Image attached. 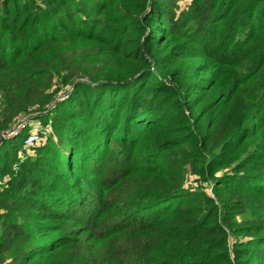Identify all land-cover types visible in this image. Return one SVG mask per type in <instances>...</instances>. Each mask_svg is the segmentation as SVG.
I'll return each mask as SVG.
<instances>
[{
  "label": "trees",
  "instance_id": "obj_1",
  "mask_svg": "<svg viewBox=\"0 0 264 264\" xmlns=\"http://www.w3.org/2000/svg\"><path fill=\"white\" fill-rule=\"evenodd\" d=\"M0 139V264H264V0H0Z\"/></svg>",
  "mask_w": 264,
  "mask_h": 264
},
{
  "label": "built area",
  "instance_id": "obj_2",
  "mask_svg": "<svg viewBox=\"0 0 264 264\" xmlns=\"http://www.w3.org/2000/svg\"><path fill=\"white\" fill-rule=\"evenodd\" d=\"M67 88L68 87H65L63 89V94H60L62 96H66V91H67ZM62 91V90H61ZM53 105V103L51 104V106ZM34 110H32L31 108L29 109V114L27 113H22L16 120H14V122L11 124V128L9 130H7L6 132H4L2 134V138H12V137H15L17 135H19L21 132H23L24 129L28 128V125H30L32 122V120H35L33 119L31 116H32V112ZM24 114V115H23ZM24 116L25 120L24 121H21L20 123H17L18 119L21 117V116ZM38 126H41V125H38ZM40 128H38L39 130ZM37 129H35V127L33 126V128L30 130L29 134L26 135L25 139H24V146L25 147H29L30 145L38 142L40 139H41V136L39 134ZM0 139V141H1Z\"/></svg>",
  "mask_w": 264,
  "mask_h": 264
},
{
  "label": "rangeland",
  "instance_id": "obj_3",
  "mask_svg": "<svg viewBox=\"0 0 264 264\" xmlns=\"http://www.w3.org/2000/svg\"><path fill=\"white\" fill-rule=\"evenodd\" d=\"M68 89H70V87H68L67 88V90ZM72 89V88H71ZM60 94H63V90L60 92ZM71 94V93H70ZM70 94H67L66 95V97H68V95L70 96ZM69 98V97H68ZM50 110V109H49ZM30 112H28L27 114H29ZM24 115V114H23ZM21 116L19 119H18V121H17V123H20L21 121H24L25 119V117L24 116ZM36 116H38V114H37V112L36 111H33L32 112V118L34 119ZM48 117L47 116H44V117H42V119L43 120H46ZM16 120V119H15ZM43 120H41V119H35V120H32L31 122V124L30 125H28V128L31 130L32 128H33V126L35 127V129H37L38 130V128H40L39 130H38V132H39V134H40V136H41V139H43V136H44V134L46 133V131L51 127V124H48V125H44V123H43ZM38 125H41V126H38ZM40 139V140H41ZM211 190V189H210Z\"/></svg>",
  "mask_w": 264,
  "mask_h": 264
}]
</instances>
